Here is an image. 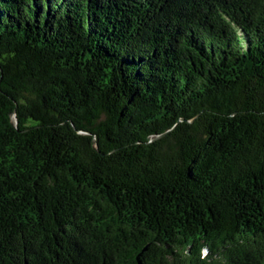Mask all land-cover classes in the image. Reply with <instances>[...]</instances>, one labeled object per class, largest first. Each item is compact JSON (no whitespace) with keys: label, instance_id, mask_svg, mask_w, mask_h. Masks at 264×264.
Wrapping results in <instances>:
<instances>
[{"label":"trees","instance_id":"obj_1","mask_svg":"<svg viewBox=\"0 0 264 264\" xmlns=\"http://www.w3.org/2000/svg\"><path fill=\"white\" fill-rule=\"evenodd\" d=\"M0 264H264V0H0Z\"/></svg>","mask_w":264,"mask_h":264}]
</instances>
